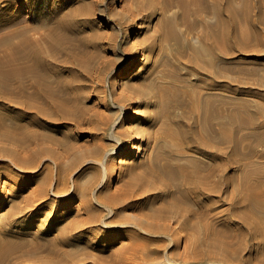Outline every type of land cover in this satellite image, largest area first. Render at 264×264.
Here are the masks:
<instances>
[{"label":"rangeland","instance_id":"1","mask_svg":"<svg viewBox=\"0 0 264 264\" xmlns=\"http://www.w3.org/2000/svg\"><path fill=\"white\" fill-rule=\"evenodd\" d=\"M184 1L0 0V12L16 14L0 17L8 70L16 27L29 11L50 14L29 32L45 96L28 95L29 73L27 89L14 74L0 86V148L18 154L0 149V228L44 257L62 231L80 236L65 250L101 264L135 245L150 264H264L263 0L239 3L229 41L216 0ZM231 12L226 3L221 20ZM45 175L50 199L62 201L56 218L13 222L38 209L8 217V195L25 196ZM20 176L31 177L24 191Z\"/></svg>","mask_w":264,"mask_h":264},{"label":"bare ground","instance_id":"2","mask_svg":"<svg viewBox=\"0 0 264 264\" xmlns=\"http://www.w3.org/2000/svg\"><path fill=\"white\" fill-rule=\"evenodd\" d=\"M169 1H171L170 3H172V1H175V0H169ZM177 1H179V0H177ZM194 1H196V0H194ZM216 1H217V4H214V6L216 8V16L220 18V21L223 24L224 23L226 24L227 32L225 33L224 37H225L226 40L229 41V40H231V35L230 34H232V31L234 29L233 26L235 25V19H236L237 15L239 14V11H240L239 10L240 9L239 3L241 4L244 1L249 2L250 0H216ZM181 2L186 4L184 0H181ZM225 2L228 4V10L230 8L233 12L227 14L228 16L226 18V21H225V19H223V21H222L220 15H222L223 13L226 14V3ZM263 4H264V0H263ZM29 13L30 14L28 16L24 17L25 22H23L21 24V26L16 27V29H15L14 33H15L16 36H19V39H18L17 43L14 45V47H13L14 48L13 53H12L13 57H11L7 61V63H8V62L14 60V62L16 64V68L14 70H8V68L5 67V66H7L5 58L3 60L0 59V62L3 63V64L0 63V86L2 84H4L6 78L9 79V77L12 74H14L13 77H15L19 81V85L21 86V88L25 89L27 87V84L25 83L24 79H25V76H27L28 73H29V74L33 75V80L31 82V84L34 87V90L31 93H28V95L31 96V97H40V96L42 97V96H45V94H46L45 90H47L46 89L47 84L44 81V79L40 77L39 69H38V66L43 63V58L41 56V51H39L38 49H34L33 48V47H36V46L33 44L29 32H30V30L32 28H34L33 27V23L34 22H38L40 24H46L47 21H48L47 19H49L48 17L50 16V14H48V13L40 14V13H38L36 11L35 14L37 13V16H34L35 15L34 12H30L29 11ZM248 15L249 14L247 13L246 16H248ZM0 17H5L6 19H9L11 22H14L16 14L15 15H12V14L10 15L9 12H7V11L4 12L2 10L0 12ZM17 21H19V20H17ZM7 42H9V37L8 38H3V39L0 40L1 44L3 43L5 45H7ZM12 54L7 55L6 58H9ZM139 58H140L139 57V53L135 54L131 58L130 63L128 65H126L124 67V69H123V75H125L127 72L132 70L137 65V63L139 61ZM13 67H15V66H13ZM123 81H124V79H123ZM24 89L20 90L21 94H24V92H26ZM125 120H128V118H126ZM34 121H35V123L37 122V120H34ZM3 135L5 136V138H11V139L14 136V135H12L11 132L3 133ZM33 137H36V139H40L41 138V136H39V133H37V132L34 133ZM39 145H40V143H39ZM120 146L116 148L115 152H118L119 154H123V153H125V152H127L129 150L127 146L126 147H124V146L120 147ZM0 149H4V150L8 149V150L11 151V153L13 151L12 149H9V147H5L4 145H2ZM134 149H136L135 144H134V147H133L132 150H134ZM35 151H32V152L35 153ZM12 154H14L15 156L18 155L17 153H12ZM215 155L218 156L219 154H215ZM0 157H1V155H0ZM13 161H15V160L13 159ZM18 178H20L19 180L23 184V186H24L23 188H25V189L22 188V190L23 191L26 190L27 189L26 186H27L28 183H30V181H31L30 178L31 177L30 176H25V177L20 176ZM32 178L33 179L35 178L36 182H39V183L33 190L31 189L29 191L30 193L28 192V194H26L25 196H23V197L20 196L19 197L17 191L12 189L13 191L10 194V197L8 195V202H12L10 204L11 205L10 210L8 211V213L6 212V215L8 217H13L14 214L18 210L26 209V211H27L28 209L29 210L30 209H38L37 212L32 211L28 215L25 214L24 217L13 218L12 219L13 222H16L17 224L19 222H21V221L25 222V224H26V222L31 220L33 216L37 217V216H40L42 214L46 215L45 218L47 220H50L51 218L55 219L56 216L52 217V216H54L53 215V210L57 211L58 206L62 202L60 199L59 200L56 199V198L55 199L54 198L50 199V197L48 195L49 188L46 185V181L48 180V176L47 175L41 177V179H37V177H34V176ZM75 186H76L75 189H74L75 191L73 193H77L78 194V192L80 191L79 183H76ZM190 191H191V193H193V192L195 193V189L194 188H193V190L191 189ZM63 203L65 204L66 201L65 202L63 201ZM50 208H52V209H50ZM49 209L51 211H49V213H47L46 210H49ZM17 213H19V212H17ZM95 214H96V211H89V218H88L89 221H91L95 217ZM86 222H88V220ZM208 222H209V220H208ZM80 224H81V222H80ZM206 229L207 228H205V230ZM30 230H32V228ZM17 232L18 231H16L15 229H12V228H9V227L2 226L0 228V264H36V262L34 260H37V263L46 262V264H82L84 262H86V263L88 262L90 264H101L99 261H96V260H87L86 258H84V259L77 258L76 257V253L78 252V250H77V252L76 251L69 252V250H65L64 249L63 245H67L71 241H75V240L78 241L79 240L80 236H78V233H76V232H72V234L67 235V234L62 233V231H60V233L55 237V239L57 241H59L60 245L57 246L58 242H56L57 243L56 246L52 247L51 250L48 253L50 255L45 256V257L38 253L37 249L39 248V246L37 248L34 247V246H31L29 244V242H28V239L26 240V236L24 234H21L19 232L17 233ZM30 233H32V232H30ZM40 234H41V231H40ZM200 235H199V237H200ZM87 238H88L87 239L88 241H91V239L93 237H87ZM197 238H198L197 236L195 237V236L191 235V236H187L185 238V240L187 241V243L189 245H192V244H195L198 241ZM49 241H51V243L55 242V241H52V240L48 239V242ZM82 245L83 244H81V246ZM96 245H98V244H96ZM84 246H86V245H84ZM145 248H146L145 245H135L134 247H132V251H131V253L129 255L125 254V255H122L120 257H116V255H115L114 259H116V260L113 261L112 264H150L152 261H150V258L148 257V254H147V250ZM116 254H118V253H116ZM192 254H194V253H192ZM85 256H87V255H85ZM193 256L194 255H192V257ZM110 257L111 256H109V258ZM171 260H173V259H171ZM155 263H157V262H155ZM171 264H179V263H171Z\"/></svg>","mask_w":264,"mask_h":264}]
</instances>
